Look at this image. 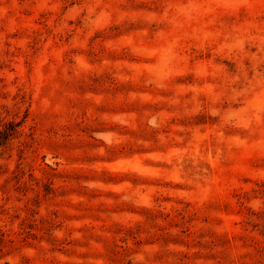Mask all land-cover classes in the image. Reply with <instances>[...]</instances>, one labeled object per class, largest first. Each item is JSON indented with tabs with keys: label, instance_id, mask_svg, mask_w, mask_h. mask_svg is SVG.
I'll return each mask as SVG.
<instances>
[{
	"label": "rangeland",
	"instance_id": "1",
	"mask_svg": "<svg viewBox=\"0 0 264 264\" xmlns=\"http://www.w3.org/2000/svg\"><path fill=\"white\" fill-rule=\"evenodd\" d=\"M0 264H264V0H0Z\"/></svg>",
	"mask_w": 264,
	"mask_h": 264
}]
</instances>
